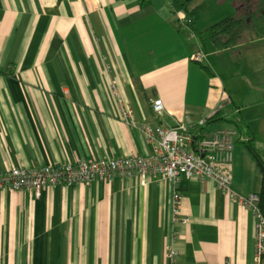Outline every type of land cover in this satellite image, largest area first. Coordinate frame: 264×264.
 Listing matches in <instances>:
<instances>
[{"label": "crops", "instance_id": "1", "mask_svg": "<svg viewBox=\"0 0 264 264\" xmlns=\"http://www.w3.org/2000/svg\"><path fill=\"white\" fill-rule=\"evenodd\" d=\"M196 3L0 0V174L151 154L120 115L124 105L138 126L187 123L200 136L241 120L232 190L259 194L262 172L245 143L264 161V33L219 51L208 30L229 18L261 26L264 0H216L219 12L205 24L207 5ZM182 4L205 7L189 31L179 28ZM159 99L162 115L153 112ZM219 112L225 121L200 132L197 124ZM158 179L61 185L40 200L33 190H0V264H173L171 256L176 264H256L250 210L212 182Z\"/></svg>", "mask_w": 264, "mask_h": 264}, {"label": "built area", "instance_id": "2", "mask_svg": "<svg viewBox=\"0 0 264 264\" xmlns=\"http://www.w3.org/2000/svg\"><path fill=\"white\" fill-rule=\"evenodd\" d=\"M182 26L187 21L180 20ZM202 52H196L192 60L202 63ZM165 111L162 100L153 102V112L162 115ZM120 115L133 127L141 130L147 143L152 148L147 156L109 158L100 161L69 162L64 165H50L41 168H16L0 174V190H33L37 200L41 199L46 188L57 186H75L87 183L112 182L117 178L123 180L138 178L142 184L150 178H159V183H172L176 186L181 180L212 182L224 195L238 201L250 210L257 219L255 262L262 264L264 259V219L261 216L258 194L242 196L232 190V164L236 130H217L212 135L200 136L190 132L191 125L179 124L176 127L156 128L148 125L138 126L130 120L131 112L123 105ZM207 123L201 120V128ZM182 196L175 189L173 195V213L175 221L179 220ZM186 221V220H184ZM171 261L176 264L173 256Z\"/></svg>", "mask_w": 264, "mask_h": 264}, {"label": "trees", "instance_id": "3", "mask_svg": "<svg viewBox=\"0 0 264 264\" xmlns=\"http://www.w3.org/2000/svg\"><path fill=\"white\" fill-rule=\"evenodd\" d=\"M148 0H143V2H147ZM205 7L204 6H196L195 8H190V6H187V4L180 5V12L179 15L181 17L179 18V21L181 19H184L187 21L188 24L186 26L180 25V29H187L188 31L190 29H193L194 25L200 20V15ZM247 29V24L245 20L242 19H236V18H229L222 20L218 23H216L213 27L208 30L210 34V40L215 45V47L219 51L227 50V49H233L235 46L238 45V43L242 40L245 32ZM199 64V63H198ZM202 70H204L209 76H213V73L210 71L208 67L203 66L202 64L199 65ZM207 123L204 127H200L197 125V128H200V132H203L206 129H209L214 123H219L225 121V118L223 117V114L221 112L217 113L215 116L210 117L209 119H205ZM239 122L241 120L234 122L235 127H238L237 133L240 136V133H242L243 130H241V126L239 125ZM221 130V129H219ZM248 151L252 154V156L256 159L257 164L262 172V184H261V190L259 195L260 201L258 203V209L261 214V216L264 219V161L261 158V156L257 153V149L252 144V141H248L245 143Z\"/></svg>", "mask_w": 264, "mask_h": 264}, {"label": "rangeland", "instance_id": "4", "mask_svg": "<svg viewBox=\"0 0 264 264\" xmlns=\"http://www.w3.org/2000/svg\"><path fill=\"white\" fill-rule=\"evenodd\" d=\"M201 1H203L206 5L207 8L205 9V13L203 12L202 14V19H201V24H205L207 23L213 15H216L219 11H218V7L215 6V2L216 0H196V2L198 4L201 3ZM185 2V1H184ZM196 3V4H197ZM249 21V19H247V22ZM256 23V21H254ZM261 33H264V22L261 26H259L258 22L255 24V26H249V28L247 29L244 38L245 40H249L251 38H256L258 35H260ZM203 36L202 42L204 43L206 40H209V36L207 35V33H201L199 32V35ZM205 40V41H204ZM206 52H208L207 50H205ZM205 63V62H204ZM206 66V65H205ZM207 67V66H206ZM223 79L224 78V74H222ZM222 129L223 130H228V129H235L233 124H223L222 125Z\"/></svg>", "mask_w": 264, "mask_h": 264}]
</instances>
